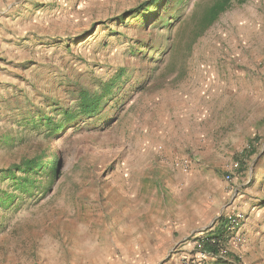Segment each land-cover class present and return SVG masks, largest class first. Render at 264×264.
<instances>
[{"label": "rangeland", "instance_id": "374dc122", "mask_svg": "<svg viewBox=\"0 0 264 264\" xmlns=\"http://www.w3.org/2000/svg\"><path fill=\"white\" fill-rule=\"evenodd\" d=\"M218 1L0 0V264H179L170 220L264 222V0Z\"/></svg>", "mask_w": 264, "mask_h": 264}, {"label": "crops", "instance_id": "0c3cea01", "mask_svg": "<svg viewBox=\"0 0 264 264\" xmlns=\"http://www.w3.org/2000/svg\"><path fill=\"white\" fill-rule=\"evenodd\" d=\"M11 63L9 61V63H6L3 59H0V90L2 88V81L5 80V75L7 72L12 71L13 68L11 67ZM8 67V69H7ZM245 198H247L246 195H242L241 199H242V203L243 206L242 209L247 211H250L251 209H256L257 206V200L254 198H250L248 200H246ZM241 199L239 200V202H241ZM246 200V201H245ZM192 216L189 218V228H186V224L187 222L185 221V224H183V222L180 221V219L177 220V222L175 221H168L166 224L170 223L171 224H175L177 225L175 232L177 231H182V232H186L187 230L189 231H193V232H200L203 233L204 235L210 237V236H219L222 233L223 228L219 226V224H215L214 227L205 230V227H203V222L204 220L201 219L202 223L200 220H198L197 214L198 213H191ZM263 218H261V216H255V217H250L248 219H245L244 224H243V228H242V235L246 240V245L245 247H243L242 249V261H233V260H229L228 263L226 264H244L243 262H247V264H264V246L261 242L264 241V229L263 226H259L261 225V223L263 224ZM257 220V222L255 223V221ZM179 221V222H178ZM165 224V225H166ZM185 225V226H184ZM203 230V231H201ZM160 239H163L164 241H171L173 239V237H175V235L172 233V231H166V229L164 227H162L160 229ZM158 234V232L155 233L156 237ZM190 236V235H189ZM188 238H183V242L181 243L180 247L177 249V253L176 255L179 256V264H180V259L183 256V254L185 252H187L190 249V242L188 241ZM162 248H160V246L157 245H153L151 250L153 251H157V253H160V250ZM146 251H150V248H147ZM138 255H141L138 253ZM144 255H148L147 257H151L153 256L151 253L148 254H144ZM244 256V257H243ZM118 264V263H116ZM165 264H175L173 261H169ZM211 264H217V263H211Z\"/></svg>", "mask_w": 264, "mask_h": 264}, {"label": "built area", "instance_id": "2783aa9c", "mask_svg": "<svg viewBox=\"0 0 264 264\" xmlns=\"http://www.w3.org/2000/svg\"><path fill=\"white\" fill-rule=\"evenodd\" d=\"M176 165L184 170L189 169L187 161ZM230 179L227 177V180ZM221 218L224 223L221 235L208 237L203 233L193 232L189 236L190 249L183 254L180 264H226L229 260H242L241 252L246 245V240L242 235L245 216L240 212L230 213L219 217L216 224H221ZM206 246L214 250L207 249Z\"/></svg>", "mask_w": 264, "mask_h": 264}, {"label": "trees", "instance_id": "16d2710c", "mask_svg": "<svg viewBox=\"0 0 264 264\" xmlns=\"http://www.w3.org/2000/svg\"><path fill=\"white\" fill-rule=\"evenodd\" d=\"M232 1L234 0H220L214 5V7L209 11L208 16H207V23L212 24L225 10L226 8L231 5ZM239 4H242L246 0H235ZM115 86L114 82L109 83L105 87V91L100 94V95H91L87 91H82L80 93V98H79V105H78V113H76L77 116H83L87 118H92L94 115H96L102 105H103V100L105 99L106 96L111 94V90ZM74 112H66L65 116H69L73 114ZM39 157H35L32 160H27L24 162V167H28V169H32L36 166V163L38 161ZM22 166H15L11 169H8L6 172L7 174H11L15 172L16 170L19 171L21 170ZM221 224L219 225L220 227L223 228L224 223L223 219H220ZM207 249L214 250L213 248L206 246Z\"/></svg>", "mask_w": 264, "mask_h": 264}]
</instances>
